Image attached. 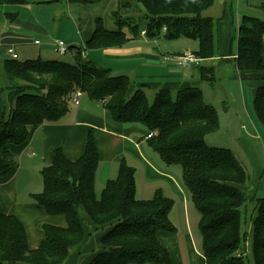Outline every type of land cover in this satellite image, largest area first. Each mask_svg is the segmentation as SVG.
<instances>
[{
    "label": "trees",
    "instance_id": "trees-1",
    "mask_svg": "<svg viewBox=\"0 0 264 264\" xmlns=\"http://www.w3.org/2000/svg\"><path fill=\"white\" fill-rule=\"evenodd\" d=\"M131 1L144 9L147 37L162 34L170 40H195L193 51L199 58L216 55L214 19L203 14L215 0ZM28 2L0 0V4ZM257 7L264 14V1ZM113 16L116 31L106 29L100 16L94 17L91 37L81 46L68 45L73 53L71 60H3L8 108L0 113V184L15 173L17 157L33 131L43 123L60 120L69 110L73 91L79 88L90 98L104 100L113 120L142 125L147 133L156 131L147 141L164 163L181 168L184 186L199 214L200 250L205 264H246L248 255L253 264H264V196H246L242 187L248 175L234 153L206 143V136L217 130L219 119L215 108L204 101L202 91L197 87L175 93L159 90L151 100L142 90L128 95V77L114 76L82 55L83 49L124 44L128 38L124 27L132 36L140 32L141 24L131 23L129 17L118 12ZM235 39L236 69L264 73V19L244 15ZM214 71L212 64L200 67L201 77L209 84L214 83ZM253 108L264 125V84L256 88ZM97 162L91 133L77 159L68 160L59 148L53 152L51 163L40 170L42 190L32 197L47 213L63 215L67 225L40 224L44 238L30 248L21 221L0 208V264H66L85 237L84 214L97 228H107L101 236L103 249L88 264H173L157 238L159 230H175L168 219L173 200L159 189L151 198H136L135 169L124 160L117 175L108 179L97 195ZM249 199L256 202L250 221L249 252L239 256L237 252L245 249L247 240V232L241 230V210Z\"/></svg>",
    "mask_w": 264,
    "mask_h": 264
},
{
    "label": "crops",
    "instance_id": "crops-1",
    "mask_svg": "<svg viewBox=\"0 0 264 264\" xmlns=\"http://www.w3.org/2000/svg\"><path fill=\"white\" fill-rule=\"evenodd\" d=\"M31 2H36L41 6L45 3L50 4L46 7L48 9V7L58 6L57 4L61 0H29L26 4L16 6V11L5 13L6 17L0 26V113L8 108L7 95L4 90L8 85V79L3 69V60L10 58L7 48H12L16 59H19V55L24 56L23 59L19 60L35 58L60 60L59 57H55V55L59 56V53L54 50L55 40H63L69 46H81L92 35L94 17L100 16L106 29L116 31L117 27L113 14L115 12L120 14V12L132 7L129 0H101L100 5L103 14L96 15L98 10L93 4H80L66 0V11H58L60 14L51 11L55 17L60 15L57 29H52L41 22L38 14L35 15V13H41L45 9L33 12ZM70 6L72 9H69ZM228 10L231 11V5ZM19 13H22L21 16ZM64 13L69 20H72V25L71 23H64L61 17ZM126 16L128 17L127 13ZM229 24L230 32L226 33V38L219 37L221 41H218V50L212 59L202 60L197 66L182 70L174 67L172 57L184 50H191V45L194 48L197 47V42L185 43L182 40L188 39L182 37L167 39L169 42H165L164 36L149 38L140 32L136 36H132L127 27L123 28L128 37L124 44L89 49L81 53L96 66L109 69L112 75L128 77L130 80L128 95L136 90H142L149 100L153 99L159 90L175 93L191 87L199 88L203 95L205 80L201 77L200 67L219 64L220 71L224 70L221 75L225 73V76L239 80L256 79L257 82L248 84L251 85L249 93H251L250 103L253 105L252 98H254L256 88L264 82L261 78H264V73L254 74L236 69L234 64L236 52L231 51L229 44L227 47V41L229 40L231 43L233 38L231 17ZM143 28L141 27V29ZM63 55H67L68 60L73 57L71 50ZM262 56L264 59L263 51ZM242 103L244 112L241 113V116H238L235 108L230 109V107L224 111L221 117L217 112L218 128H221L223 136L235 137L253 126L256 132V126L264 132V125L259 122L255 112L253 115L244 99H242ZM89 133L92 134L98 151V162L94 176L96 194L99 195L100 189L108 179L117 175L119 163L122 160L126 161L135 169L136 198H151L154 192L159 189L165 196L173 199L168 219L175 230H159L157 232V238L161 245L167 249L172 263L205 264L204 256L197 246V244L200 246L198 223L195 224L196 227L191 222L188 198L183 194L181 200L179 192L182 193L183 191L172 177L173 169L170 167L171 165H166L161 160L158 153L144 138L147 133L146 129L136 123H120L113 120L102 100L90 98L85 93L80 97L78 105L70 102L69 110L60 120L53 123H43L33 131L27 146L17 157L18 165L15 173L8 181L0 184V208L5 214H12L21 221L25 229L28 246L35 248L44 238L40 224L58 227L67 225L63 215L49 214L42 206L34 202L32 195L42 190V178L41 185L37 180L36 183H33L34 188H30L32 177L37 174L41 177V168L51 163L52 154L58 148L68 160L77 159L83 153ZM235 156H237L236 153ZM240 164L242 165L241 162ZM141 178H146L147 181H142ZM248 181L250 182V179ZM84 217L86 221L85 237L81 245L72 251L66 264H88L95 254L103 249L101 236L107 228H97L85 214Z\"/></svg>",
    "mask_w": 264,
    "mask_h": 264
},
{
    "label": "rangeland",
    "instance_id": "rangeland-1",
    "mask_svg": "<svg viewBox=\"0 0 264 264\" xmlns=\"http://www.w3.org/2000/svg\"><path fill=\"white\" fill-rule=\"evenodd\" d=\"M34 1H38V0H34ZM262 1L264 0H215L214 4L210 8L204 11L203 13L204 15L210 16L214 19L216 51L218 50L217 43L219 40L221 41L220 38L221 37L226 38L227 37L226 33L230 32L229 19L231 17L232 22H233V28H232L233 38H232L231 43H229V40L227 41V47L229 44V48H231V51L233 53L236 52L237 39H235V36H236L237 26L239 22L241 21L244 15H247V16L250 15L256 18L264 19V14L257 7L258 4ZM135 3L136 2L129 0V4L130 6L132 5V7L123 12H120V14H122V16H126V13H127L128 17L131 19V23L141 24V27H144L145 26L144 23L147 22V16L145 12L143 11L144 9L142 8V6L140 4H135ZM30 4L33 6V12H38L40 10L42 11L45 9L41 13H35V15L36 14L39 15V18H41V22H43V24L46 27L57 29V25L60 22L58 21L60 15L59 17H55L53 14H51V11L55 14H60L58 11H63V12L66 11V0H61V2L57 4L58 6H52V8L48 7L49 10L46 7L49 6L50 4L47 5V3L43 4V6L39 5L36 2H31ZM230 5H231V11L228 10ZM16 6H20V5L19 4L15 5L11 3L10 4H0V26L4 18L6 17L5 13L16 11L15 10ZM94 7L96 10H98V13L96 15L103 14V11L101 10L102 6L100 5V3L94 5ZM140 8H142V11H140ZM69 9H72V6H70ZM141 12H144V13L141 14ZM224 12L226 14L225 17H224ZM19 14L21 16L22 13H19ZM62 15L61 17L63 18L64 23L65 24L71 23L72 25V20H69L66 13ZM225 25H227V27H225ZM141 30H140V33H141ZM163 31H165V29H163ZM142 35L146 36V29H145V34H142ZM160 41H163V40H160ZM175 41H178V40H175ZM182 41H185V43H189V41L191 43H196L195 40H190V39L182 40ZM165 42H169V40L165 39ZM190 48H191L190 51H193L196 49V47L194 48L192 47V45L190 46ZM185 51H188V50H184L182 51V53ZM263 53H264V48H263ZM6 55L8 54L6 53ZM55 57H59L60 60H64V61H67L69 59L67 55H63V54L62 55L59 54V56L55 55ZM23 58H24L23 55H19V59H23ZM202 60L203 59L201 58L200 62ZM215 61L217 63V60ZM213 65L215 69L214 74H213V78L215 79L214 83L209 84V82L207 81L203 83V91H204L203 98L205 99L206 103L208 104L211 103L210 105H212L215 108V110L220 114V117L223 116L224 111L228 107H230V109L235 108V110L238 113V116H241V113L244 112V109H243L244 107L242 103V99H244L245 104L247 105L248 109H250L254 115L253 105H251L250 103L251 93H249L250 92L249 89L251 88V85H248V84H250V82L256 81V79H252V80H245V79L239 80L238 78L231 79L225 76V73L221 75V72H223L224 70L220 71L219 64H213ZM191 67H194V66H191ZM191 67H188V68H191ZM261 84H264V82L260 83V85ZM256 129H257V132L253 126L249 130H246L245 132L235 137H231V136L225 137L222 135L221 128H218L217 130H215L214 132H211L210 134L206 136V143L208 145L229 148L231 151H233L234 155L235 153L237 154L238 158L237 156L236 158L238 159L239 162L242 163V165L244 166L243 168L245 169V172L248 175V178L250 179V182L248 181L246 185L242 187L246 196L248 197H251L253 194H255V197L264 196V132L261 128H258V126H256ZM155 132L156 131H154V133ZM170 167L173 169L172 173L174 172L172 176L174 181L178 185H180V187L182 188L183 192L182 193L179 192V194L181 195V200L183 199V194L187 196L188 198V207H189L191 222L193 223L194 226H196L198 223L199 215L196 212L194 205L190 200V194L187 188L184 186V183L181 177V168L177 164H173ZM32 178L33 179H31L30 181V185H31L29 186L30 188H34L33 183H36L37 180L39 182V185H41V177L38 176V174ZM141 180L147 181L146 178H141ZM19 185L21 184L19 183ZM255 204H256L255 200L249 199L246 202V205L241 210V219H242L241 230L242 232L244 231L247 232V236H246L247 240H246L245 249L243 248L237 252V255L239 256H243L244 253L249 252L250 227H251L250 221L253 215V210H254L253 208L255 207ZM197 246L198 248H200L198 244ZM246 264H253L250 258V255H248V259H246Z\"/></svg>",
    "mask_w": 264,
    "mask_h": 264
},
{
    "label": "built area",
    "instance_id": "built-area-1",
    "mask_svg": "<svg viewBox=\"0 0 264 264\" xmlns=\"http://www.w3.org/2000/svg\"><path fill=\"white\" fill-rule=\"evenodd\" d=\"M163 29H165V28H163ZM141 34H145L144 28L141 30ZM54 50L59 54H65V53L69 52L68 45L63 40H60V39L55 40ZM7 52L10 55V59L16 58V55L13 52L12 48H10V47L7 48ZM83 52H85L84 49H83L82 53ZM200 59L201 58H199L193 51H190V50L185 51L182 54H179V55L172 57V61L174 62V67L176 69H179V70L198 65L200 63ZM83 94L84 93L79 88L75 89L72 93L71 101L75 105H78V103L80 101V97ZM102 101L104 102V100H102ZM153 135H154V131H149L148 133L145 134L144 138L148 139Z\"/></svg>",
    "mask_w": 264,
    "mask_h": 264
},
{
    "label": "bare ground",
    "instance_id": "bare-ground-1",
    "mask_svg": "<svg viewBox=\"0 0 264 264\" xmlns=\"http://www.w3.org/2000/svg\"><path fill=\"white\" fill-rule=\"evenodd\" d=\"M194 52V51H193Z\"/></svg>",
    "mask_w": 264,
    "mask_h": 264
}]
</instances>
